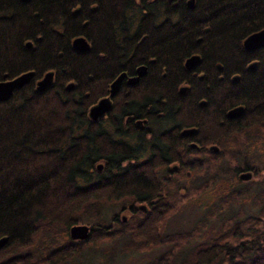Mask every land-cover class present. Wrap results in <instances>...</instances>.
<instances>
[{"label":"trees","instance_id":"trees-1","mask_svg":"<svg viewBox=\"0 0 264 264\" xmlns=\"http://www.w3.org/2000/svg\"><path fill=\"white\" fill-rule=\"evenodd\" d=\"M186 1L0 0V82L32 72L0 101V264H86L98 245L104 260L264 264V47L241 46L264 0Z\"/></svg>","mask_w":264,"mask_h":264},{"label":"water","instance_id":"water-1","mask_svg":"<svg viewBox=\"0 0 264 264\" xmlns=\"http://www.w3.org/2000/svg\"><path fill=\"white\" fill-rule=\"evenodd\" d=\"M187 4L189 6L192 5V0H188ZM30 42H27L26 45L30 46ZM242 47L245 50H253L255 48L264 47V29L255 31L249 35H247L241 42ZM71 46L73 49L83 52L89 49L88 42L82 37V36H76L71 40ZM197 56L192 55L184 60V67L189 69L194 65L195 62H197ZM145 73V66L140 65L135 69V76L126 78L125 73L121 72L119 73L109 84L108 89V96L105 98L99 99L95 104H93L91 107H89L87 111V116L93 120L96 121L98 118L102 117L104 114H106L110 109V99L115 96V94L118 92L119 86L121 82L126 79V83L128 85H133L137 83L138 78L143 76ZM32 77V72L27 71L24 73H21L17 75L16 77L0 82V101L7 100L12 93L24 86L29 82V80ZM52 81V72H46L38 81L35 83V89L37 91L44 90L48 85H50ZM182 92V90H180ZM229 116H236L240 114V108L237 107L236 109H232L227 113ZM189 131L184 130L182 131V134H187ZM100 165H98V168ZM241 179H247L250 177L249 173H242L239 176ZM89 227L87 225H73L69 227L68 234L69 237L73 240L82 239L88 236ZM5 239H0V246L3 244Z\"/></svg>","mask_w":264,"mask_h":264},{"label":"rangeland","instance_id":"rangeland-1","mask_svg":"<svg viewBox=\"0 0 264 264\" xmlns=\"http://www.w3.org/2000/svg\"><path fill=\"white\" fill-rule=\"evenodd\" d=\"M203 201H205V200H203ZM203 208H206V207H203ZM191 213H192V217L186 213L185 218H193L195 215H197L198 212H196L195 210H192ZM112 215H113V213H108V212L106 213V216L108 217L109 220L112 217ZM121 216H123L124 220L128 218V215L126 212H123ZM78 225H80V224H78ZM88 234H89V232H88ZM87 239H88V236H86L85 238H82V239H77V240L86 241ZM107 249H108V251L110 250L109 252L115 251V250H112L109 246H107ZM89 252H91V253L97 252V253L94 254L92 257H87L85 259L86 264H89L90 262L94 263V264H142L144 261H146L147 259L152 257L154 254V252H146V253H143L140 255H130L127 257H122V255L118 256V254H116L119 252H116V253H114V256H115L114 259L111 258V255H110V256H108V259L104 260V259H101V245H98V247H96L95 250H89ZM73 263L75 264V261Z\"/></svg>","mask_w":264,"mask_h":264},{"label":"flooded vegetation","instance_id":"flooded-vegetation-1","mask_svg":"<svg viewBox=\"0 0 264 264\" xmlns=\"http://www.w3.org/2000/svg\"><path fill=\"white\" fill-rule=\"evenodd\" d=\"M167 1H174V0H167ZM187 2H188V0L186 1V3H187ZM260 30H262V29H260ZM258 31H259V30H258ZM252 33H253V32H252ZM250 34H251V33H250ZM248 35H249V34H248ZM241 46H242V44H241ZM242 48H243V47H242ZM260 48H262V47H260ZM243 49H244V48H243ZM255 49H257V48H255ZM258 49H259V48H258ZM195 56H197V55H195ZM197 59L199 60V57H198V56H197ZM198 60H197V61H198ZM196 63H197V62H195L194 65H193L192 67L189 68V70H190L191 68H193V67L195 66ZM249 67H251V66H249ZM135 69H136V68H135ZM252 69H253V68H252ZM132 76H135V70H134V73H133V74L128 75V76L126 75V78H128V77H132ZM141 77H142V76H141ZM139 79H140V77L138 78V81H139ZM125 81H126V79H124V80L121 82L120 86L122 85V83H124L125 86H131V85H128ZM120 86H119V87H120ZM187 86H188V85H185L186 88H187ZM181 93H183V88H182V92H181ZM234 108H235V107H234ZM240 112H241V108H240ZM142 121H143V120H142ZM193 133H194V132H193ZM193 133H192V134H193ZM186 135H187V134H186ZM141 207H142V206H141Z\"/></svg>","mask_w":264,"mask_h":264},{"label":"bare ground","instance_id":"bare-ground-1","mask_svg":"<svg viewBox=\"0 0 264 264\" xmlns=\"http://www.w3.org/2000/svg\"><path fill=\"white\" fill-rule=\"evenodd\" d=\"M192 129V128H191ZM210 143V142H209ZM212 143V142H211Z\"/></svg>","mask_w":264,"mask_h":264}]
</instances>
